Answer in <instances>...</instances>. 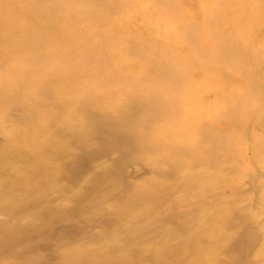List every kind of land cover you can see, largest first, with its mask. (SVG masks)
Segmentation results:
<instances>
[{"label": "rangeland", "instance_id": "1", "mask_svg": "<svg viewBox=\"0 0 264 264\" xmlns=\"http://www.w3.org/2000/svg\"><path fill=\"white\" fill-rule=\"evenodd\" d=\"M67 1L55 3H64L69 15L75 9L95 10V17L66 24L72 47L59 50L60 40L38 30L42 16L27 2L20 38L0 37V161L10 148L23 156L0 163V237L11 244L0 247V264H82L73 253H108L112 242L117 246L110 247L111 264L119 255L148 264L146 250H161L162 259L168 246L196 232L197 225L206 229L211 217L223 223L230 209L251 215L252 227L237 223L223 228V237L244 232L253 237L257 228V242L244 249L200 235L186 246L198 251L191 260L264 264V253L257 254L264 246V185L260 194L251 190L264 184V0ZM37 51L35 63L30 56ZM29 78L35 80L33 90L23 84ZM72 80L79 86L68 97L63 92ZM169 84L181 87L170 92L183 98L182 106L177 115L155 116V127H169L174 120L178 129L189 114L199 121L193 125L197 132L181 129L169 145L141 140L143 145L130 148L141 133L133 122L149 117L146 111L131 116L133 91L161 92ZM112 90L121 99L101 103L93 95L83 102L100 111L119 102L110 122L89 109L71 111L86 92ZM78 122L85 128L76 129ZM204 125L216 128L208 140L200 133ZM115 133L126 140L118 142ZM95 152L102 155L93 160L91 155L84 167L81 161L62 168L72 159L65 154L88 159ZM168 167L170 174L161 173ZM41 169L50 176L45 182ZM197 178L204 184L198 189ZM67 227L71 232L64 231Z\"/></svg>", "mask_w": 264, "mask_h": 264}, {"label": "bare ground", "instance_id": "2", "mask_svg": "<svg viewBox=\"0 0 264 264\" xmlns=\"http://www.w3.org/2000/svg\"><path fill=\"white\" fill-rule=\"evenodd\" d=\"M40 0H0V37H6L8 36L9 38H15V39H19L20 35L17 33L18 29H19V23L22 24L23 23V18H25L26 22H27V18H26V11L25 9H28L29 6H23L24 2H27L28 4H33L38 10H39V14L41 18V21L43 23V28H39V31H42V33H46L51 39L53 40H60L61 43L59 44V50H63L65 48L68 47H72L74 44V40L72 37L67 36L68 33V28L66 26V24H68L70 27L74 24H70V19L73 18L74 20L79 21V19L81 20H85L88 19L89 17L93 16L95 17V15L93 13H95V10H91V11H84V10H79V9H75L74 12L72 14H67V12L64 11V3L60 2V3H55L57 0H50V2L52 3L51 5H45L46 2H49L47 0H43L45 1V3H42L40 5H37V3H33V2H38ZM72 1H76V0H68L67 4H71ZM80 2H82L81 0H78ZM240 1V0H239ZM252 2H255L256 0H251ZM185 4H188V2L185 0L184 1ZM51 6V7H50ZM66 6V5H65ZM43 7H50L49 9H45ZM103 7V6H102ZM104 8V7H103ZM102 9V8H101ZM63 11V14H60V11ZM104 10V9H102ZM189 19V18H188ZM198 18H196L197 20ZM201 22V21H200ZM32 25V24H31ZM231 26L233 27V29H235L234 24L232 23ZM246 26L245 23L242 24V29H244ZM244 31V30H243ZM80 40V39H78ZM76 40V42L78 41ZM18 50L22 48V46H17L16 47ZM31 60L36 61H40V56L38 54V51L35 53V56H30ZM41 77H37V82L39 81ZM146 79V76H143L141 78V80ZM60 81H63V79H59ZM25 88L27 90H33L34 87H36L35 84V80L33 78H29L27 80V82L23 83ZM170 85V89L168 88V86ZM165 85L162 88L161 92H155V91H149L143 88H140L139 90H135L133 91V95H132V99L129 101V105L131 108V116H135L137 114H141L143 112H148L149 117L146 120H140V121H135L133 122V128L135 130H140L141 133H137L136 134V138L134 139L133 142H131L132 145H129L130 148L137 147V146H141L143 145L142 141H148L149 142V146L151 145H169L170 140L172 138V136L176 133V131H179L181 129H184L186 131H191L192 133H196L197 129L193 127L194 124H198L199 121H197V118H195L193 115H186V119H188V122H184V121H180V123L178 124V129L174 128V126H176V122H174V120L167 122L168 126H159L158 128L155 127V123H154V117L159 116L160 114H165V113H172L173 111L176 112V115L178 114V111L181 108V100L183 98H180L177 95H173L171 94L170 90L172 88L178 87L181 88L178 85ZM79 86V83H75V81L72 80V82L67 84V91L63 92L64 94L68 93V97H72V93L71 90L77 88ZM31 87V88H30ZM124 91V90H122ZM118 92L115 90H112L111 92H100L98 93H85L83 95L82 100H79L76 102V104L71 108L72 110H82V108L85 109H89L90 111L96 112L98 114V118H100L101 116L106 117L109 122H110V118L112 117V113L116 110V107L118 105L119 102L116 103H112L113 106H111L110 108L106 109V110H91L90 106L88 105H84L83 106V102L87 99L89 100L93 95L99 96L101 99V103L103 101L108 102V101H112L114 99H121L120 97L117 96ZM53 98L56 100L57 95L53 94ZM62 101H66L65 99L62 98ZM38 103H42V102H38ZM20 107H24V104L22 103H17ZM91 114V112H90ZM91 116L93 118L98 119L97 117L93 116L91 114ZM3 115L2 112L0 113V119H3ZM123 121H119V120H114L115 124H120ZM85 126L84 124H82L81 122H78L76 129L78 130H82L84 129ZM146 128L145 131H143L142 129ZM171 130V131H170ZM185 131V132H186ZM216 131V128H214V126H208V125H204L203 129L200 131L201 136L205 139L208 140L209 138H211L213 136L212 132ZM127 136L126 135H121V134H116L115 133V139H117V141H122V140H126ZM180 143V141H179ZM178 143V144H179ZM13 148H10L8 150V152L5 150L2 154L4 156V160H1L0 163H4V162H8L10 163L11 160H16V161H20L21 158H23V156L19 153H16L18 149H15V153L12 152ZM11 150V151H10ZM155 150H160V148L156 147ZM180 151L183 150L182 145L179 148ZM237 152H233V154H236ZM91 155H93L92 160L97 158L98 156L102 155L100 152H95L92 153L88 156V159H84V156H79L77 154H71V156H69V154H65V157L67 156L68 159H71L70 161H66L64 162V164L62 165V168H70L71 164H78L81 161V167H84L85 163H89L92 160L90 159ZM179 155L178 152H176V156L177 157ZM245 163V158L244 156L241 158V164ZM187 164H189L188 162L184 163L182 165V167L186 166ZM60 168H58L59 170ZM4 169L0 166V172L3 171ZM42 170V169H41ZM172 171V167H168L166 169H162L161 173H165V174H170ZM42 175L44 176V182L47 181V178H49L50 176L45 174L44 171L42 170ZM53 176H56V174H52ZM209 180H210V184H213V177L208 176ZM55 179V178H54ZM201 180L204 179V176L200 177ZM253 178H251L250 180H252ZM200 180V181H201ZM249 180V181H250ZM39 181H40V177H39ZM199 179L197 178V188H201L202 183H200ZM203 182V181H201ZM262 183H256L254 184L253 187H251L252 191H257L261 192L262 188H263ZM232 190H236L235 187H231ZM237 191V190H236ZM57 193V192H54ZM60 194H64V192L60 193ZM67 198H70V196H68ZM28 202V200H27ZM246 205V204H245ZM243 205V206H245ZM242 208V207H241ZM243 212H246L247 209L241 210ZM201 215L203 216L205 214V211L201 210ZM229 213V214H228ZM226 213V216L224 217V221L223 223H218V219L215 217H211V219L209 220V225H206V229H204V227L197 225L196 226V232H191V234H188V236L186 238H184L180 243L177 244H171L170 246H168L167 250H166V255L161 258V250H157V249H150V250H146V256L144 257V259L148 262V264H204L201 263L200 261H198L197 259H195V257H193L194 260H191L192 255H199L194 249H187L186 246L187 245H191L193 244V241L198 239L199 237H201L200 235H204L205 237L211 239L210 242H214L217 243L218 245L220 240L224 239L222 241V243H225L228 247L233 246V245H244V249H249L250 246H245V245H251V244H255V242H257V240L260 238L261 234L259 233V231H261L260 229L255 228L254 230V236L251 238L249 236L246 235V233H241L240 236L236 237V236H231L230 238L227 237V239L225 237H223L222 234H224V230L223 228H227V227H234L235 224L237 223H241L242 228H246V225L250 224V227H252V217L251 215H249L250 218H248V216L242 215L239 213L238 210L233 209V213L230 209V211ZM53 215V217H57L56 214H51ZM64 227V226H63ZM69 227V226H68ZM68 227L64 230L65 232L69 233L71 232L70 229H68ZM93 227V225H92ZM184 227L183 225H179L178 229L182 230ZM264 228V223L262 226V230ZM18 230H21V227H18ZM133 232V231H130ZM156 233H158L156 231ZM159 234V233H158ZM264 235V233H263ZM161 236H165V234H161ZM225 236V235H224ZM125 237V232L123 233V238ZM133 239V238H130ZM142 241H144L143 239H141ZM23 239H19L18 242H22ZM135 241V240H134ZM17 242V243H18ZM8 240L5 239L3 236L0 237V247L2 246H7V248H9L8 246L11 247V244L8 243ZM264 243V242H263ZM262 243V244H263ZM117 244L115 242L111 243L112 248L116 247ZM13 247V246H12ZM110 247H109V252H103V254H99L98 252H86L84 249H81L79 251H77L75 254V260H77L78 262L82 263V264H86L88 262V260H91L93 264H111L114 259H112L111 256V252H110ZM199 247V246H198ZM186 248V250L184 249ZM11 250H13L11 248ZM129 252V251H128ZM119 252H116V254H118ZM201 253V251H200ZM264 253V246H259L258 247V255L261 256ZM62 258L65 259V261L68 260V257L65 256L63 253H61ZM140 254H138L139 256ZM155 256L157 259L159 260H151L148 257H152ZM213 255V254H212ZM122 255H119L117 257V264H144V260L140 261V262H130V260H125L123 257H121ZM199 259H202L201 255L198 257ZM234 260V259H233ZM264 260V259H263ZM257 262V261H256ZM255 262V263H256ZM228 263V262H227ZM227 263H223V264H227ZM115 264V263H113ZM250 264H254L253 262H251Z\"/></svg>", "mask_w": 264, "mask_h": 264}]
</instances>
